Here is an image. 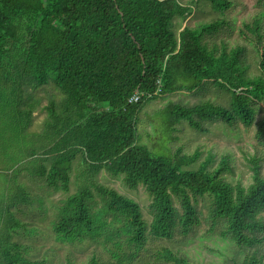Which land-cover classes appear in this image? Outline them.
<instances>
[{
    "label": "trees",
    "instance_id": "trees-1",
    "mask_svg": "<svg viewBox=\"0 0 264 264\" xmlns=\"http://www.w3.org/2000/svg\"><path fill=\"white\" fill-rule=\"evenodd\" d=\"M210 1L219 10L228 6L226 0ZM192 12L193 7L180 0H0V264H44L27 256L22 241L32 233L16 213L19 204L29 202L19 182L22 170L30 169L56 191L68 192L79 156L93 173L105 169L123 175L131 188L146 187L153 197L149 232L155 237L173 238L178 224L188 234L201 222L198 197L209 195L213 217L226 222L223 236L242 248L264 241V175L257 157L252 159L253 182L232 185L222 176L227 161L222 168L209 169V156L194 169L200 151L186 154L167 147L177 139L174 133L183 121L200 131L205 121L251 126L264 103L260 22L245 25L253 37L242 31L258 57L260 73L250 75L243 63L245 48L219 50L204 42L203 35L218 31L222 21L175 29V19H186ZM50 81L65 93L67 102L61 111L55 102L46 107V129L33 136L38 145L28 132L39 107L33 92ZM208 84L229 95L227 106L169 102L155 113L164 129V154L139 142L138 115L147 101L195 92ZM134 94H141L139 102L130 101ZM28 142L34 145L31 151L26 150ZM92 184L106 198L107 210L127 220L129 249L119 243L110 253L113 264H130L138 255L131 246L139 251L146 242L148 224L142 209L115 189ZM90 197V188L84 186L67 198L54 226L58 239L95 237ZM159 255L176 264L182 261L167 247ZM89 264L109 263L93 257ZM243 264L264 261L254 254Z\"/></svg>",
    "mask_w": 264,
    "mask_h": 264
},
{
    "label": "rangeland",
    "instance_id": "rangeland-1",
    "mask_svg": "<svg viewBox=\"0 0 264 264\" xmlns=\"http://www.w3.org/2000/svg\"><path fill=\"white\" fill-rule=\"evenodd\" d=\"M180 1L192 6L193 12L186 19L181 17L175 19L176 30L181 31L185 27L197 28L205 23L222 21L218 31L203 35L204 42L210 48L216 46L219 50L224 46L228 50L237 46L245 48L243 63L249 67L248 74L260 73L255 46L242 34V31H245L248 37H253L245 25L259 21L264 34V0H226L228 6L223 10L214 7L210 0ZM33 95L39 101V107L28 129L30 138L35 134L42 135L46 129L45 122L49 116L46 107L51 102L57 104L58 111H61V108L65 109L67 102L65 93L53 81L34 91ZM229 100L230 97L225 91L208 84L195 92L179 91L166 98L147 101L138 115L139 142L146 144L152 151L164 154V129L155 113L169 102L194 105L210 101L227 106ZM263 118L264 103L258 108L251 126H246L241 121L232 126L223 121H205L202 123L204 131H200L192 128L187 121H183L174 133L177 139L168 143L167 147L172 151L180 148L186 154L200 151L199 160L192 166L194 169L205 163L209 156H213V160L208 164L209 169L222 168L223 161H227L228 168H222V176L226 181L232 185L241 183L248 186L253 182V158H258L264 175V131H260ZM39 138L41 139V136ZM34 141L39 145L38 140L34 139ZM28 143L26 150H33L34 145ZM45 163L49 165V162ZM19 182L29 194V202L19 204L16 213L32 230L31 236L22 238L28 248L27 256L31 260L42 261L44 264H89L93 257H97L100 261L113 264L115 258L110 253V249L119 243L122 244L123 249H129L130 246L125 241L128 238L125 232L127 220L121 214L116 217L115 213L107 210L106 198L92 184L98 183L115 189L139 203L147 221L146 242L139 251L136 245L131 246V251L138 255L130 264H176L159 255L165 247L171 249L182 260L178 264H243L247 257L254 254L263 257L264 261V241L254 247L242 248L230 237L222 235V231L227 227L226 222L213 217L214 202L209 195L197 199L200 224L186 235L178 224L173 238L168 239L155 237L149 232L154 220L153 197L144 185L131 188L125 183L123 175H115L105 169L93 173L82 165L80 156L75 160L70 172L68 192L56 191L49 186L45 178L30 169L22 170ZM84 186H88L91 190L88 203L91 216L96 222L95 237L89 236L85 240L74 242L58 239L54 226L60 219L61 210L67 198L80 193ZM175 199L176 207L181 213V205L177 198ZM262 217L264 218V213ZM261 236H264V232Z\"/></svg>",
    "mask_w": 264,
    "mask_h": 264
},
{
    "label": "built area",
    "instance_id": "built-area-1",
    "mask_svg": "<svg viewBox=\"0 0 264 264\" xmlns=\"http://www.w3.org/2000/svg\"><path fill=\"white\" fill-rule=\"evenodd\" d=\"M141 100V94H134L131 98V102H139Z\"/></svg>",
    "mask_w": 264,
    "mask_h": 264
}]
</instances>
